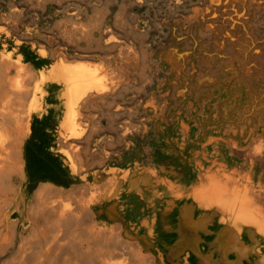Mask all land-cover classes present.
<instances>
[{
    "label": "bare ground",
    "instance_id": "obj_1",
    "mask_svg": "<svg viewBox=\"0 0 264 264\" xmlns=\"http://www.w3.org/2000/svg\"><path fill=\"white\" fill-rule=\"evenodd\" d=\"M25 44L19 40L14 51H0V247H14L20 227L17 247L23 263L31 246L32 219H43L47 210L54 212L58 206L47 198V192L54 190L51 181L40 182L33 194L27 191L24 152L34 122L48 116V101L58 102L53 115L60 123L59 151H68V147L61 146V141L68 140L74 149L82 148L85 125H80L86 109L93 99L104 97L112 88L109 68L106 70L102 63L59 59L48 68L38 69L37 64H45L49 58V50L36 51L32 43L31 59L21 52ZM219 45L214 44L219 52L231 50L228 65L216 54L164 60L163 66H171L173 78L165 89L155 90L143 84L131 96L125 92L124 104L115 105L107 127L110 134L106 158L111 165L108 189L97 188L79 202L82 211L107 208L99 214L113 222L110 233L119 242L110 255L103 256V264H128L134 260L140 264H264V66L258 61L247 63L263 59L264 53L251 52L244 61L246 46L235 42ZM209 58L219 65L204 73L201 70ZM122 69L125 72V67ZM194 79L196 82L189 84ZM120 115L124 117L121 122ZM71 169L76 171L75 164ZM208 173L211 174L207 176ZM15 179L20 183L18 189ZM70 211L66 204L56 216L61 219V214ZM39 226L42 224L37 230ZM40 230L43 233V227ZM115 255L119 257L115 259Z\"/></svg>",
    "mask_w": 264,
    "mask_h": 264
},
{
    "label": "rangeland",
    "instance_id": "obj_2",
    "mask_svg": "<svg viewBox=\"0 0 264 264\" xmlns=\"http://www.w3.org/2000/svg\"><path fill=\"white\" fill-rule=\"evenodd\" d=\"M37 1L41 5L37 4ZM263 5L264 0H0L1 52L14 51L19 40H22L26 44L22 46L21 52L31 59L33 57L30 52V44L35 43L36 51H39L40 48L49 50V58L45 64H37L38 69L44 68V66L48 68L59 59L70 62H85L91 65L102 63L106 70L109 68L107 71L111 77L110 86L112 87L104 97L93 99L86 109V117L82 122L83 125H80L81 127L85 125V128L83 127L84 139L80 140L82 148L74 149L73 145H69L70 141L68 140L61 141V146L68 147L66 148L68 151H59L58 131L60 123H57L53 115L54 108L58 105V102L54 100L48 101L46 111L48 116L43 120L34 122L33 133L26 141L24 152L28 171L27 191L29 194H33L41 185L40 182L51 181L54 187L51 190L54 189L55 192L54 190H49L47 195L53 194L52 192L56 195L57 189L61 193L57 192L59 196L56 195L55 198H53L54 194L48 195L47 198L55 206H58H56L54 209L56 211L54 212L53 210L46 211L45 218H43L44 221L39 218L38 221L35 217L32 219V241L29 244L31 246H29V252L24 263L19 260L20 256L17 247L21 240V228L19 227L15 246L0 247V254L2 253L0 255V264H38L39 260V264H103V256L110 255L119 242L118 238L116 239L110 233V227L113 222L105 214H99L102 211L105 213L107 208L89 212L82 211L79 208V202L82 198H89L97 188L108 189L111 165L106 158L108 149L106 140L110 134L107 129L109 128L111 113L115 105L117 103H125L124 94L127 93L128 96H131L134 90L147 84L148 87L155 90L165 89L164 87H167L173 81V78L170 76L171 66L164 67V60L186 59L194 54H197V56L216 54L221 57L222 61H227L226 64L228 65V60L231 56L229 52L231 50L226 48L225 50L221 49V52H219L214 44H220L219 46L223 47L222 45H228L230 42L247 47V49H244L243 59L241 58L244 61H247L246 56L251 52L260 51L264 53ZM122 20L125 21L121 23ZM123 23L126 24V27L123 26ZM121 27L125 28L121 29ZM121 30L123 31L121 32ZM130 33H134V35L130 36ZM135 33L140 34L135 36ZM109 35H112L111 39ZM113 37L114 39L112 40ZM75 43H78V47ZM139 43L140 45H138ZM142 43L144 44L141 45ZM119 48H122V50L120 51ZM119 51L123 55H120ZM55 52L56 54H54ZM263 59H252L247 63L248 65H253L258 61L259 65L264 66ZM142 60L144 62H141ZM141 63L143 64L141 65ZM218 65L219 62L215 65L213 58H209L201 71H204V73L211 72L213 69L218 68ZM124 67L125 72L122 69ZM144 68L146 69L144 70ZM189 70L190 67L187 66L186 72L188 73ZM130 71L133 72L131 73ZM128 75L130 76L128 77ZM142 75L145 76V79L142 78ZM122 76L126 78L123 79ZM160 78L165 80L161 82ZM194 82H196L195 79L193 81L190 80L189 84ZM108 116L110 119L107 118ZM123 118L120 115L119 121L121 122ZM94 123L98 126L95 127L96 131L98 128L97 132L93 129ZM93 132L96 133L94 134ZM141 143L148 145L146 140H142ZM71 152L72 154H70ZM72 164H75L76 171L71 169ZM97 173L99 175L101 173V175L98 176ZM210 174L208 173L207 176ZM15 186L17 189L20 186L18 179H15ZM57 187H60L61 190ZM51 196H53V200ZM59 203L61 204L59 205ZM66 204L70 206L71 211L65 215L61 214V219H59L56 216V212L60 209L62 210V207ZM13 219H16V216ZM38 224H42V226H39L37 230ZM40 227H43V233ZM84 233L87 234L86 237ZM115 239L116 241H113ZM112 245L115 246L112 247ZM87 246L91 248L89 249ZM118 257L115 255L114 258ZM128 264L140 263L134 260Z\"/></svg>",
    "mask_w": 264,
    "mask_h": 264
}]
</instances>
